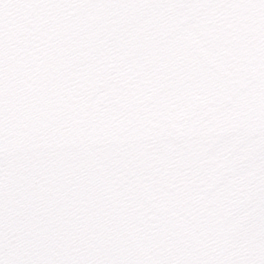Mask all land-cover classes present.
<instances>
[{"label": "snow or ice", "instance_id": "obj_1", "mask_svg": "<svg viewBox=\"0 0 264 264\" xmlns=\"http://www.w3.org/2000/svg\"><path fill=\"white\" fill-rule=\"evenodd\" d=\"M0 264H264V0H0Z\"/></svg>", "mask_w": 264, "mask_h": 264}]
</instances>
